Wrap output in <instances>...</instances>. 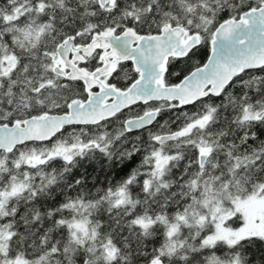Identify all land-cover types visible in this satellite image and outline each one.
Here are the masks:
<instances>
[{
	"label": "snow or ice",
	"instance_id": "1",
	"mask_svg": "<svg viewBox=\"0 0 264 264\" xmlns=\"http://www.w3.org/2000/svg\"><path fill=\"white\" fill-rule=\"evenodd\" d=\"M0 264H264V0H0Z\"/></svg>",
	"mask_w": 264,
	"mask_h": 264
}]
</instances>
